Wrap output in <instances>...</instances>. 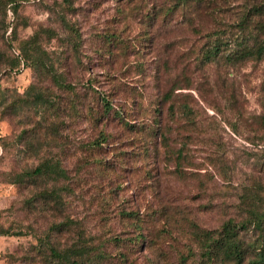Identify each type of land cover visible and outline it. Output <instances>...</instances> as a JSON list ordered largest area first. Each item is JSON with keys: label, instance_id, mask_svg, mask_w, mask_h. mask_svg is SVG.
Returning a JSON list of instances; mask_svg holds the SVG:
<instances>
[{"label": "rangeland", "instance_id": "1", "mask_svg": "<svg viewBox=\"0 0 264 264\" xmlns=\"http://www.w3.org/2000/svg\"><path fill=\"white\" fill-rule=\"evenodd\" d=\"M71 2L66 11L62 0H17L15 12L10 4L0 6V226L26 232L0 236V264H45L33 246L66 219L69 225L51 237L60 247L78 243L84 235L93 242L116 236L131 240L107 243V249L125 250L139 232L132 212L141 220L138 236L146 241L126 252L129 260L176 264L178 255L194 246L190 232L195 225L215 228L228 218H240V196L254 182L261 183L254 190L264 198V125L259 119L264 114V59L235 66L223 60L197 64L195 51L203 40L199 32L229 16L231 8L223 0L205 3L207 14L202 10L189 20L176 12L170 22L158 18L150 26L146 9L138 13L132 2ZM169 2L143 4L158 8ZM62 16L77 34L64 26ZM36 30L44 33L45 57L62 60L68 82L85 93L84 84L93 81L117 106L130 104V120L147 116L156 122L166 134L165 146L155 127L149 138L147 127L130 131L112 118L72 117L63 107L54 116L43 113L26 93L29 84L55 95L56 102L60 96L61 106L68 93L34 65L20 62L9 69L19 57L20 42ZM109 36L114 39L108 50L104 40ZM168 95L175 110L170 115ZM181 102L192 114L177 110ZM155 108L161 109L159 117ZM100 131L109 140L89 150ZM45 159L58 161L66 176L25 185L11 182ZM45 186L60 192V208L32 201Z\"/></svg>", "mask_w": 264, "mask_h": 264}, {"label": "trees", "instance_id": "2", "mask_svg": "<svg viewBox=\"0 0 264 264\" xmlns=\"http://www.w3.org/2000/svg\"><path fill=\"white\" fill-rule=\"evenodd\" d=\"M62 2L64 11L72 8L71 0H62ZM124 2H132L133 8H131L138 13H142L146 9L144 17L150 26L155 24L158 18L160 23L170 22L176 12H180L184 19L188 16L189 20L191 14L201 16L204 14L201 12L202 10L206 13L205 3H211V0H171L166 4L161 3L158 8L156 5L149 6V3L143 4L144 0H124ZM223 3L228 4V7L231 8L229 16L222 19L219 17L215 21V26L199 32L203 40L197 53L195 51L197 64L208 65L223 60L225 63L235 66L248 60L264 59V0H223ZM8 4L15 12L17 0H0V6L6 7ZM207 11L214 14V11H209V9ZM217 14L221 15L219 9ZM214 16L212 15V17ZM62 22L70 32L77 34L75 26L68 19L62 16ZM47 31L48 29L44 33ZM44 33L36 30L28 39L21 41L18 47L19 57L15 56V60H11L9 68L14 70V67L20 62L22 65H26V63L30 66L34 65L38 72L47 75L58 89L68 93L67 102L61 106L60 96L56 102L55 95L47 93V90L34 83L29 84L26 93L30 91L31 101L39 104V109L43 110V113L49 111V115L54 116L57 110L59 111L63 107V111L67 110L72 117L84 114L92 121L112 118L130 131L140 132L142 130L143 132L147 127L146 136L149 138L154 136L153 127H155L161 135L163 144L165 143L166 134L164 129L155 122L157 119H154L155 123H151L147 116H142L137 122L131 121L133 107L130 104L124 107L117 106L104 92L98 91L93 81H87L84 84L85 93L80 92L76 85L68 82L62 60L59 57H45L47 53L41 41ZM112 39L114 36H109L104 40L108 50L112 45ZM72 46L74 49L75 44ZM108 52L110 53V51ZM166 99L170 101L167 107V113L170 115L175 112L174 102L172 96L168 95ZM95 106H97V110H95ZM179 109L183 115L192 114V108L186 102L179 103L177 110ZM154 111V115L157 117L162 113L159 108H155ZM259 119L260 123L264 125V114ZM188 121L191 123L190 119ZM52 127H54V123ZM108 140L109 136L100 131L97 137L89 142V150L102 148L105 145L104 142ZM101 161L104 160H98L97 163H101ZM65 176V170L58 161L45 159L34 168L15 174L11 182L25 185V183L34 184L37 181L50 179L58 181L59 178ZM46 183L44 182V184ZM253 185V189L240 196L238 204L240 218H228L215 228L195 225L193 231L190 232L195 247H189L187 252L179 254L176 264H191L194 260H196L195 264H264V198L254 190V188H260L261 183L254 182ZM45 188L35 195L32 201L38 199L44 203V207L53 202L54 208H60L63 203L60 192L55 187ZM131 217L134 219L135 230L139 231L138 235L141 236V228H138L141 220L137 221L138 216L134 212ZM68 222L69 220L66 219L64 222L53 224L44 236L37 238L33 249L37 250L45 264H110L113 262L133 264L126 252H133L136 247L146 241V238L137 235L132 239L131 244L124 246L125 250L113 253L107 249V243L113 245V243H122L131 239L112 236L105 241L93 242L92 239L84 235L82 241L62 248L55 244L51 237L52 233L58 232L63 225H69ZM25 233L22 229L13 230L0 226V236H21Z\"/></svg>", "mask_w": 264, "mask_h": 264}]
</instances>
